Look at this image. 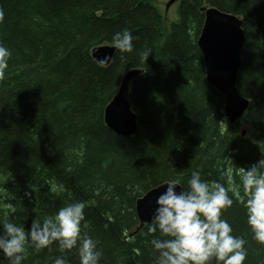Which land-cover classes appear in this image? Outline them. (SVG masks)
I'll return each mask as SVG.
<instances>
[{"label": "trees", "instance_id": "obj_1", "mask_svg": "<svg viewBox=\"0 0 264 264\" xmlns=\"http://www.w3.org/2000/svg\"><path fill=\"white\" fill-rule=\"evenodd\" d=\"M203 8L243 22L237 88L250 105L233 125L198 46ZM0 10V42L12 53L0 78V221L30 229L83 202L99 264H157L149 225L136 232L138 199L168 179L186 188L196 171L239 194L240 170L264 159V0H181L170 24L153 0H0ZM125 30L134 51L117 49L108 66L98 64L92 49L114 46L113 34ZM138 69L129 97L138 132L124 138L104 113ZM223 218L247 241L245 264H264L244 208L234 203ZM58 257L80 264L76 249L61 252L57 243L29 246L23 264ZM0 264H9L2 253Z\"/></svg>", "mask_w": 264, "mask_h": 264}, {"label": "clouds", "instance_id": "obj_2", "mask_svg": "<svg viewBox=\"0 0 264 264\" xmlns=\"http://www.w3.org/2000/svg\"><path fill=\"white\" fill-rule=\"evenodd\" d=\"M3 15L0 10V22ZM133 39L127 30L112 36L121 54L134 51ZM11 55L0 42V78L9 68ZM224 175L230 182L231 174ZM239 183L238 194L223 183L202 180L199 171L192 173L186 188L178 179L164 181L166 189L156 198L157 207L148 226L152 249L158 253L157 264H245L247 241L234 234L223 214L239 203L253 238L264 245V159L241 169ZM85 207L79 201L67 203L54 216L33 220L30 229L0 221V253L9 264H23L29 246L40 252L57 243L61 252L76 249L80 264H99L103 253L98 242L83 231L88 227ZM54 264H63V259L56 258Z\"/></svg>", "mask_w": 264, "mask_h": 264}, {"label": "water", "instance_id": "obj_3", "mask_svg": "<svg viewBox=\"0 0 264 264\" xmlns=\"http://www.w3.org/2000/svg\"><path fill=\"white\" fill-rule=\"evenodd\" d=\"M181 0H170L167 9ZM204 22L198 46L203 54L206 77L225 98V115L231 124L243 118L250 102L238 91V75L242 64V51L246 42L243 22L233 14L224 13L217 8H203ZM116 46H101L92 49V58L102 66H108L115 53ZM143 70L127 72L121 82L118 93L105 109L106 126L124 138H132L138 132L137 115L131 108V83ZM245 134V133H244ZM166 186L156 187L136 202V213L140 221L138 231L149 225L155 208L156 198L164 192ZM177 191H181L180 188Z\"/></svg>", "mask_w": 264, "mask_h": 264}, {"label": "rangeland", "instance_id": "obj_4", "mask_svg": "<svg viewBox=\"0 0 264 264\" xmlns=\"http://www.w3.org/2000/svg\"><path fill=\"white\" fill-rule=\"evenodd\" d=\"M169 2H170V0H153V3L155 5H157L158 9L166 17L167 23L170 24V22L176 21L178 18V3L176 2L169 9H167ZM99 47H101V46H99ZM117 93H118V91H117ZM246 128L247 127H245V129ZM244 131H245V135H243L242 137H245L247 134V131L246 130H244Z\"/></svg>", "mask_w": 264, "mask_h": 264}, {"label": "bare ground", "instance_id": "obj_5", "mask_svg": "<svg viewBox=\"0 0 264 264\" xmlns=\"http://www.w3.org/2000/svg\"><path fill=\"white\" fill-rule=\"evenodd\" d=\"M225 13V12H224Z\"/></svg>", "mask_w": 264, "mask_h": 264}]
</instances>
